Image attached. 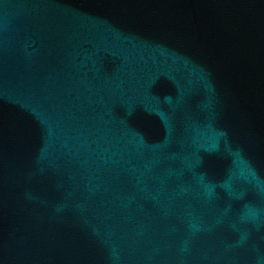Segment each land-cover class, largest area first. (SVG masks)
Segmentation results:
<instances>
[{"label":"water","instance_id":"obj_1","mask_svg":"<svg viewBox=\"0 0 264 264\" xmlns=\"http://www.w3.org/2000/svg\"><path fill=\"white\" fill-rule=\"evenodd\" d=\"M0 264H264V0H0Z\"/></svg>","mask_w":264,"mask_h":264}]
</instances>
